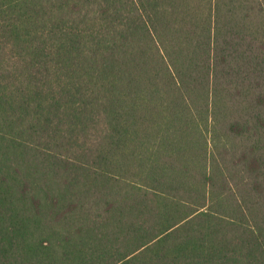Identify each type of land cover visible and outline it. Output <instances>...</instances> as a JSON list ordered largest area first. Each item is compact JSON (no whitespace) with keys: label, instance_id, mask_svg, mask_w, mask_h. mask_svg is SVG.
Masks as SVG:
<instances>
[{"label":"trees","instance_id":"1","mask_svg":"<svg viewBox=\"0 0 264 264\" xmlns=\"http://www.w3.org/2000/svg\"><path fill=\"white\" fill-rule=\"evenodd\" d=\"M0 264H264V0H0Z\"/></svg>","mask_w":264,"mask_h":264}]
</instances>
